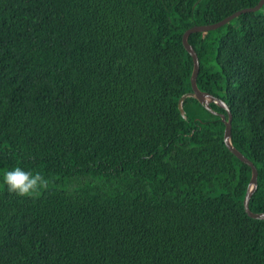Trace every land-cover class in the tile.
I'll return each mask as SVG.
<instances>
[{"label": "trees", "instance_id": "obj_1", "mask_svg": "<svg viewBox=\"0 0 264 264\" xmlns=\"http://www.w3.org/2000/svg\"><path fill=\"white\" fill-rule=\"evenodd\" d=\"M262 0H0V264H264L251 169L188 99L183 37ZM264 214V9L189 40ZM16 167L49 189L10 195Z\"/></svg>", "mask_w": 264, "mask_h": 264}, {"label": "water", "instance_id": "obj_2", "mask_svg": "<svg viewBox=\"0 0 264 264\" xmlns=\"http://www.w3.org/2000/svg\"><path fill=\"white\" fill-rule=\"evenodd\" d=\"M263 9H264V0H262L255 8L247 9V10H243L241 12H238V13L232 15L231 17L225 19L224 21H222L216 25L199 26V27H195V28L193 27V28L189 29L184 34V37H183L184 45L186 47V50L188 51V53L192 56V58L194 60L195 69H194V74L192 77L193 92L184 96L183 99L179 103V109H180L183 117L186 116L184 104H185L186 100H188V99L198 100L200 102V104H202L204 107H206V109L213 115H218V114L215 113L214 110L211 108L212 104L217 105L220 109H222L226 112V116L220 115V119L225 126L224 144H225V147L227 148V150L231 154H233L240 162H242L243 164H245L246 166H248L251 169V180H250L248 191H247V194H246V197L244 200V210H245V213L248 214V216L250 218H252L253 220H258V221H264V214H255L252 211H250V201H251L252 196L256 192L257 186H258L257 169L246 157H244L239 151H237L232 144V114L228 108V105L225 102L217 99L213 95L208 94V93H204L199 89L198 78H199L200 70H201L200 60H199V56H198L196 50L190 44L189 40H190L191 36H193L195 34H208L211 32L218 31V30L228 26L229 24H231L232 22H234L235 20L239 19L240 17H242L244 15L258 14Z\"/></svg>", "mask_w": 264, "mask_h": 264}, {"label": "clouds", "instance_id": "obj_3", "mask_svg": "<svg viewBox=\"0 0 264 264\" xmlns=\"http://www.w3.org/2000/svg\"><path fill=\"white\" fill-rule=\"evenodd\" d=\"M3 182L10 195L20 198L38 196L42 191L49 189L50 181L44 175L37 172H27L19 167L6 171Z\"/></svg>", "mask_w": 264, "mask_h": 264}]
</instances>
